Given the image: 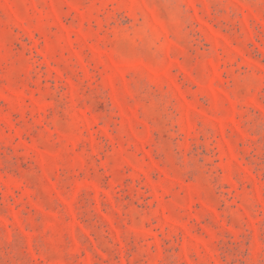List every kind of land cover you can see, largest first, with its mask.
Segmentation results:
<instances>
[{"label":"rangeland","instance_id":"1","mask_svg":"<svg viewBox=\"0 0 264 264\" xmlns=\"http://www.w3.org/2000/svg\"><path fill=\"white\" fill-rule=\"evenodd\" d=\"M0 264H264V0H0Z\"/></svg>","mask_w":264,"mask_h":264}]
</instances>
